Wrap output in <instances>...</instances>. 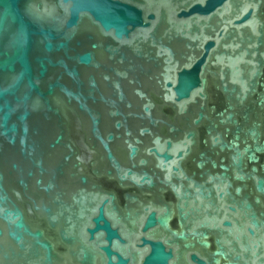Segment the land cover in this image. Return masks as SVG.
<instances>
[{
    "label": "water",
    "instance_id": "obj_1",
    "mask_svg": "<svg viewBox=\"0 0 264 264\" xmlns=\"http://www.w3.org/2000/svg\"><path fill=\"white\" fill-rule=\"evenodd\" d=\"M0 264H264V0H0Z\"/></svg>",
    "mask_w": 264,
    "mask_h": 264
}]
</instances>
